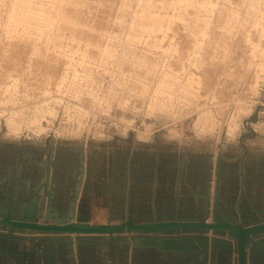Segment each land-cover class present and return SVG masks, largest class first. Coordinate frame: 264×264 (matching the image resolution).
<instances>
[{
  "label": "rangeland",
  "instance_id": "rangeland-1",
  "mask_svg": "<svg viewBox=\"0 0 264 264\" xmlns=\"http://www.w3.org/2000/svg\"><path fill=\"white\" fill-rule=\"evenodd\" d=\"M17 1L0 0V168L34 153L61 166L54 179L91 184L40 198L43 216L74 204L95 225L194 220L208 194L224 219L238 221L239 209L264 222V0H32L9 27ZM164 80L169 96L156 93ZM25 235L12 249L35 248ZM117 254L107 262L120 264ZM205 255L202 264H237L227 251ZM183 264H199L196 254Z\"/></svg>",
  "mask_w": 264,
  "mask_h": 264
},
{
  "label": "water",
  "instance_id": "water-1",
  "mask_svg": "<svg viewBox=\"0 0 264 264\" xmlns=\"http://www.w3.org/2000/svg\"><path fill=\"white\" fill-rule=\"evenodd\" d=\"M39 192L29 197V204L18 210V216L13 214V207H8L6 213L0 209V240L5 243L0 257L19 258L20 264H32L31 257L35 260L33 264H55L52 259L55 256L64 260V264H110L108 253L114 249L120 264H127L129 251L133 264H177L176 260L183 264L192 254L202 264L205 252L210 250L212 254L234 253L237 264H255V253L264 254V239H258L264 237V222L253 223L252 217H243L239 209V220L230 222L221 216L217 203L210 210L208 194L203 196L205 206L200 217L194 220L176 216L136 222L127 218L119 224L95 225L83 216H75L74 204L61 219L53 217L49 208L43 216V208L37 206ZM50 194L46 191L44 196L50 199ZM18 235H25L19 241L34 243L35 248L12 249ZM140 255L151 258L143 259ZM85 259L89 262H84Z\"/></svg>",
  "mask_w": 264,
  "mask_h": 264
},
{
  "label": "crops",
  "instance_id": "crops-1",
  "mask_svg": "<svg viewBox=\"0 0 264 264\" xmlns=\"http://www.w3.org/2000/svg\"><path fill=\"white\" fill-rule=\"evenodd\" d=\"M16 149H18V150H15L17 152H22L23 150H27L28 152H31V153L35 152L33 149H23V150L22 148H16ZM68 153H71V152H68ZM33 154L23 156L25 161H23L22 163L23 165L21 167L19 165L18 167L15 164L17 167L15 166L11 168L10 167L0 168V177H1L0 179V208L4 210L3 213H6L7 208L12 207L14 203L13 201H16V200L18 201V200L23 199V201H21V204L23 206H27L29 204L28 203L29 197L31 196V194L35 193L36 191H40L39 198L37 201L41 202L42 200H39V199L44 197V193L46 191H49L51 193L53 191H50V190L54 189L53 193L59 194L60 193L59 191L62 190V191H65L62 193H65L66 195L68 193L66 191L70 189L72 190L73 186H76L79 188L80 187L84 188L87 186V188H89L88 186L91 185L90 183L84 184V181L80 182L81 183L80 185L79 183H75V182L73 183V180H71V178L70 179L64 178V180L54 179L55 175L53 174L55 173V170L57 172H60V167H61V166L55 165L57 163H54L55 162L54 157H50V156L46 157L42 155V157L40 158V156L39 157L31 156ZM33 160H41L40 162L44 161L45 163L44 165L40 166L39 164H35ZM14 163H15L14 161H11L9 163V166H11ZM87 188H86L85 193L88 194L89 191L87 190ZM2 193L4 194L2 195ZM20 194L21 195L23 194L22 197H19ZM49 203L50 204L56 203V205L60 204L59 201L49 202ZM49 213L53 217L61 219L62 217H65L66 216L65 214L69 213V211L67 209L61 210L60 208H57V209H52ZM57 249H59V247H57ZM53 261L55 264L65 263L64 260L55 261L53 259ZM33 263L34 262H32V264Z\"/></svg>",
  "mask_w": 264,
  "mask_h": 264
},
{
  "label": "bare ground",
  "instance_id": "bare-ground-1",
  "mask_svg": "<svg viewBox=\"0 0 264 264\" xmlns=\"http://www.w3.org/2000/svg\"><path fill=\"white\" fill-rule=\"evenodd\" d=\"M32 4V0H18L14 5H13V12L10 15L9 21H8V26H12L15 23H20L22 21V19H18V15H17V11L22 10V11H29L30 10V6ZM40 19H42L44 21V23H46L48 21L46 16H41ZM139 20L141 22H143L146 26L149 27L150 30H161V21L162 19L159 16L153 15V14H146L144 13ZM163 20H165V18H163ZM165 84H167V81H161L159 83V88L156 90L157 94H166L168 93V96L170 95V91L169 87L164 86ZM255 87L251 86L250 89L253 90ZM159 92V93H158ZM193 91H188L186 93L185 96V100L191 99V96ZM245 108L244 104H241V106L239 107L240 110H243ZM206 114V113H205ZM208 114V113H207ZM237 130V125L235 123H232L231 125H229V130H228V134H234L235 131Z\"/></svg>",
  "mask_w": 264,
  "mask_h": 264
},
{
  "label": "flooded vegetation",
  "instance_id": "flooded-vegetation-1",
  "mask_svg": "<svg viewBox=\"0 0 264 264\" xmlns=\"http://www.w3.org/2000/svg\"><path fill=\"white\" fill-rule=\"evenodd\" d=\"M78 174H79V171H76V175H77L76 177L79 176ZM78 181H79V178H76L75 180H73V183H74V182L76 183V182H78ZM43 185H44V183H43ZM43 185H42V186H43ZM3 194H4V193H2V195H3ZM67 194H68V193H67ZM75 194H76V193H73V194L70 195V196H74ZM22 195H23V194H22ZM22 195L20 194L19 197H22ZM31 195H32V194H31ZM62 195H65V193H62V194L59 193V194H57V193H53V192H51V194H50V197H51V198H50V199H53L54 197H55V198H56V197H57V198H58V197H62ZM204 201H205V200H204Z\"/></svg>",
  "mask_w": 264,
  "mask_h": 264
},
{
  "label": "built area",
  "instance_id": "built-area-1",
  "mask_svg": "<svg viewBox=\"0 0 264 264\" xmlns=\"http://www.w3.org/2000/svg\"><path fill=\"white\" fill-rule=\"evenodd\" d=\"M258 104H259V110L257 115L259 117H264V101H262V103L259 102Z\"/></svg>",
  "mask_w": 264,
  "mask_h": 264
}]
</instances>
